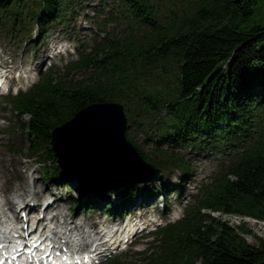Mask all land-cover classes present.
<instances>
[{
    "label": "trees",
    "instance_id": "trees-1",
    "mask_svg": "<svg viewBox=\"0 0 264 264\" xmlns=\"http://www.w3.org/2000/svg\"><path fill=\"white\" fill-rule=\"evenodd\" d=\"M121 1L137 30L129 26L124 37L109 36L70 67L88 70L86 80L52 84L45 78L31 93L9 97L13 108L29 115L21 130L38 149L39 142L49 145L54 127L87 104L123 101L141 128L156 122L162 141L237 153L220 163L186 219L161 231L160 244L139 261L264 264V239L253 234L257 244H250L248 227L211 215L264 221V0ZM73 4L0 0V29L27 33L36 24L43 31ZM162 156L165 167L188 172L173 151L162 150Z\"/></svg>",
    "mask_w": 264,
    "mask_h": 264
},
{
    "label": "water",
    "instance_id": "water-1",
    "mask_svg": "<svg viewBox=\"0 0 264 264\" xmlns=\"http://www.w3.org/2000/svg\"><path fill=\"white\" fill-rule=\"evenodd\" d=\"M126 118L118 103H93L52 133L58 164L83 193L109 196L161 178L125 135Z\"/></svg>",
    "mask_w": 264,
    "mask_h": 264
},
{
    "label": "rangeland",
    "instance_id": "rangeland-1",
    "mask_svg": "<svg viewBox=\"0 0 264 264\" xmlns=\"http://www.w3.org/2000/svg\"><path fill=\"white\" fill-rule=\"evenodd\" d=\"M85 1L87 0H82L81 4L82 6H85ZM88 1H93V0H88ZM163 2L166 3V0H163ZM86 7V6H85ZM88 10L91 11V6L89 4V6H87ZM75 15L74 17H77V13H76V8L74 9ZM68 15V14H67ZM83 20V16H79L78 19L76 20L77 23V27L79 29V24L81 23L80 21ZM127 25V23L122 22L121 24V28H125ZM32 30V29H31ZM30 30V32H31ZM80 30V29H79ZM78 31V30H77ZM30 32L27 36H23L21 38L18 39H13L10 40L8 38H6L4 36L3 33L0 32V59L1 60H6V59H11V58H15L16 61V65L19 63V65L22 63L21 60L23 58L24 61L26 60H31L36 58L35 53H39L41 51V45H38L37 47H33L32 45H27L26 43L29 42L30 40H32V38H30ZM81 34V38L85 35V33H87V39L85 40L84 43H88L87 45H91V41L93 40V36L91 35V33L84 31V29H81L80 31ZM22 34V33H21ZM73 35L72 31H71V26H69L68 29H65V27L63 26V23L58 24L57 26H53V28H50L46 31L45 37H44V45L45 43H50L56 39H60V38H68L67 36ZM92 36V37H91ZM104 35H99V38H103ZM10 38V37H9ZM92 38V40H91ZM91 40V41H90ZM93 42V41H92ZM26 50V52H24ZM37 49V50H36ZM85 78L84 74H78L77 78ZM123 103V102H122ZM124 104V103H123ZM125 107L126 110V105H123ZM2 108V105H1ZM14 113H12L10 111L9 108H6L4 111L2 109H0V117L5 118L8 122V125L6 126H0V133L3 134L2 136V140L0 141V161L1 163H5V161H7V159L12 158V163L15 164V166L18 169L23 168L24 165H22L21 160H20V156H18L19 154H14L12 152H10L8 150V146H15L18 143L21 142H25V139H22V136L20 133L14 131L13 129H15V125H16V119L14 118ZM24 120H26V118H24ZM10 127L12 128V130L10 129ZM129 136L133 139L134 142H136L141 148L149 149V150H154L155 147L153 144H155L154 142H150L149 145L145 144V135L144 133H142V131L137 130L136 128H132ZM191 148H187L185 150H183V154L186 158H189L190 160H192L193 165H195L197 171L195 173L196 176V180L199 177L202 176H209L211 175L214 171H216V167H217V163H219L220 161H228L229 159L233 158L234 154L231 153H226V154H218L217 156L215 155H211L210 153H205L202 155H196V153L190 151ZM21 156L23 158L26 157V159H28V166L30 168H32L35 172L34 175H36L38 178V182L39 185L42 186L44 185V181H43V170L47 169L50 165V163L46 162L45 160L42 161V154H32L30 152V150L28 149V145L25 144L24 148H22L21 150ZM148 155H153V154H148ZM11 161V160H10ZM200 169H202L204 172L201 173ZM168 171L165 170L163 173V178H166L171 175L167 173ZM17 174V179L19 182H8L7 185L12 186V187H19L20 189L24 190L25 194L28 193V188L26 186V183L24 181V175L21 173L20 171L16 172ZM13 176V175H12ZM192 186V185H191ZM189 190V189H188ZM141 191V190H140ZM13 191H9L8 196L11 197ZM71 196L74 198H80L78 191L75 192H71ZM176 198V197H174ZM171 200L173 199L170 198ZM176 199H174L172 202H175ZM160 208V206H159ZM103 212V210H102ZM152 215H156L157 213L154 212H149ZM118 215V213H116ZM158 216H160V213L158 214ZM227 220H230V218L228 217ZM235 218L231 217V220L229 221L230 223H234ZM246 224L249 223V225L247 224V227H249V229L251 230L252 234L251 235H247L246 236V240L250 243V244H257L256 238L253 237V234L256 235V237H260L261 239H264V222H257L255 220H248L245 221ZM131 260H126V262H130Z\"/></svg>",
    "mask_w": 264,
    "mask_h": 264
},
{
    "label": "bare ground",
    "instance_id": "bare-ground-1",
    "mask_svg": "<svg viewBox=\"0 0 264 264\" xmlns=\"http://www.w3.org/2000/svg\"><path fill=\"white\" fill-rule=\"evenodd\" d=\"M8 165L6 163H1L0 161V206H1V203L3 202L4 205L8 204L9 203V199L7 198V195H6V188L4 186V183H3V179L6 177V174H7V170H8ZM15 168V166H14ZM64 174L63 172H59V175H62ZM2 198V200H1ZM39 199L41 197H38ZM3 211L0 209V213H2ZM86 220V219H84ZM93 226V223H91V227L88 226L86 227L87 230L91 229ZM10 250V249H9ZM101 258V256H100Z\"/></svg>",
    "mask_w": 264,
    "mask_h": 264
}]
</instances>
